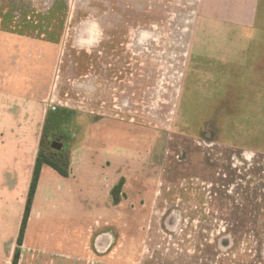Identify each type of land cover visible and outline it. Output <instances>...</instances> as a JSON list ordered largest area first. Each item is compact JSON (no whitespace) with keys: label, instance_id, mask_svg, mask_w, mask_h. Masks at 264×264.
<instances>
[{"label":"rangeland","instance_id":"rangeland-1","mask_svg":"<svg viewBox=\"0 0 264 264\" xmlns=\"http://www.w3.org/2000/svg\"><path fill=\"white\" fill-rule=\"evenodd\" d=\"M198 5L199 0H0V29L15 21L32 34L0 35V82L30 76L38 87L42 80L48 113L68 114L42 145L57 161L68 156L69 166L75 120L77 135L85 137L94 117L89 112L123 110L144 71L145 115L135 116L133 124L145 130L128 133L127 180L109 182L110 200L94 214L107 221L96 230L97 249L90 248L89 259L81 247L80 264H264V101L257 107L251 100L264 98V89L249 92L247 81H226L220 92L225 102L235 106L240 100L234 116H211L213 109L206 116H184L180 103L178 108L190 30L201 25ZM207 26L213 27L202 24ZM121 43L127 44L122 51ZM21 45L42 50L15 51L27 48ZM135 60L143 61V69ZM121 61H130L133 74L125 85L118 76L125 71ZM157 104L158 116L151 114ZM54 141L63 144L61 156L52 152Z\"/></svg>","mask_w":264,"mask_h":264},{"label":"crops","instance_id":"crops-1","mask_svg":"<svg viewBox=\"0 0 264 264\" xmlns=\"http://www.w3.org/2000/svg\"><path fill=\"white\" fill-rule=\"evenodd\" d=\"M3 18L0 16V21ZM198 19L201 25L189 34L191 44L179 82L182 88L176 97L178 108L180 103L184 116H206L209 109L216 111L211 116H234V111L240 110L237 105L240 100L235 106L225 102L220 92L226 81H247L249 92L257 90L256 86L264 89V0H199ZM13 23L16 27L0 29V35H32L23 23L14 21L10 26ZM203 23L213 27H202ZM126 46L121 43L118 47L121 50ZM19 47L27 48L15 51L42 50L41 46ZM120 63L125 71L120 70L118 76L125 85V80L133 75L129 70L131 65L130 61ZM143 65V61L135 60L136 68L143 69ZM143 73L141 70L136 77L139 82L131 88V96L126 95L123 110L114 113L108 109L103 115L95 114V110L89 112L88 117H94L85 137L77 135L81 131H78V118L75 120L73 127L78 133L72 132L74 147L67 176H61L48 165L41 167L17 264H80L79 260H84L80 258L81 247L86 252L85 260L90 258V248L96 251V230L101 232L107 220L94 214L100 212L101 206H107L105 199L113 187L109 182L127 180L128 133L145 130L133 124L135 116L145 115ZM5 81L0 82V264H12L48 113V90L42 88L45 85L42 80L34 87L35 80L30 76ZM152 92L157 93L156 86ZM251 100L260 107L264 98ZM153 110L155 113L151 111V114L158 116V104ZM80 209L85 216L83 225H80Z\"/></svg>","mask_w":264,"mask_h":264},{"label":"trees","instance_id":"trees-1","mask_svg":"<svg viewBox=\"0 0 264 264\" xmlns=\"http://www.w3.org/2000/svg\"><path fill=\"white\" fill-rule=\"evenodd\" d=\"M67 118H69L68 114H67V116H65V113L63 110L50 111L46 116L45 123H44L42 133H41V140H40L39 149H38V153H37V157H36V161H35L33 177H32L31 184H30L29 194H28V198H27V202H26V206H25V212H24V216H23L20 231H19V235H18V239H17V247L15 249V254H14L12 264L18 263L19 253H20L19 246H21L22 241H23V235H24V230L26 227L28 213H29L31 201H32L35 189H36V185H37V181H38L39 174L41 171V167L43 165H48L51 168H53L55 171H57L61 176H67L68 175V156H66V160H64V158H63L64 161L61 162V160H58V161L55 160L54 157L52 156V154H46L42 151V145H43L44 140L46 138H49V136L53 134V133H51V131H55V130L59 129L60 126L62 125V123H64ZM60 144L62 145V149L59 151L52 150L53 153H55V154L58 153V155H60L62 153L63 144L62 143H60ZM59 163H61V165ZM120 186H121V183H119L116 186L114 191H118ZM114 191H113V199L115 202H118V197H116V192H114Z\"/></svg>","mask_w":264,"mask_h":264},{"label":"water","instance_id":"water-1","mask_svg":"<svg viewBox=\"0 0 264 264\" xmlns=\"http://www.w3.org/2000/svg\"><path fill=\"white\" fill-rule=\"evenodd\" d=\"M61 147H62V145L59 142L54 141L51 143V148L53 150L59 151V150H61Z\"/></svg>","mask_w":264,"mask_h":264}]
</instances>
